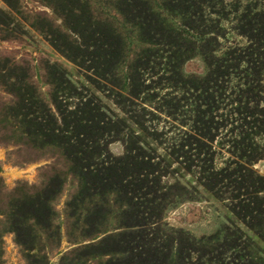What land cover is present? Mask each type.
Listing matches in <instances>:
<instances>
[{"label": "rangeland", "instance_id": "374dc122", "mask_svg": "<svg viewBox=\"0 0 264 264\" xmlns=\"http://www.w3.org/2000/svg\"><path fill=\"white\" fill-rule=\"evenodd\" d=\"M138 162L160 199L122 194ZM172 234L264 264V0H0V264H167Z\"/></svg>", "mask_w": 264, "mask_h": 264}, {"label": "trees", "instance_id": "16d2710c", "mask_svg": "<svg viewBox=\"0 0 264 264\" xmlns=\"http://www.w3.org/2000/svg\"><path fill=\"white\" fill-rule=\"evenodd\" d=\"M173 11H175V8H171ZM162 23H164L163 21H161ZM191 30H192V28H190L189 26H187L184 22H181V23H177V27H175L174 26V30H172L173 32H177L178 34H186V33H188V32H191ZM189 34V33H188ZM191 36H193V34H190ZM131 82V81H130ZM186 82V81H185ZM130 85H131V83H130ZM129 86V85H128ZM188 88H190V89H192V90H194V89H196V90H201V88H202V86L200 85V83L198 82V81H193V83H189V84H187L186 85ZM125 88H127V87H125ZM132 90V92L131 93H135V94H137L138 95V93H139V91L138 90H135V89H130L129 90V94H131L130 93V91ZM205 91L206 90H202V93L204 94L205 93ZM200 92V91H199ZM134 95V94H133ZM199 96H201L200 95V93H199ZM198 98H200V97H198ZM126 106V104H124V107ZM129 106H130V108H131V110L130 111H133V108L131 107V105L129 104ZM168 106V108L169 107H171V106H173V105H171V106H169V105H167ZM174 107V109L175 108H177L178 107V105H176V106H173ZM99 109V107H97V110ZM136 113H138V112H136L135 110H134V114L136 115ZM134 114H133V116H134ZM104 116H105V114H103V118H104ZM106 118H107V120H109V121H111L112 119L111 118H109V117H107L106 116ZM133 122H136V124L137 125H139V126H141L142 128H144L145 129V126H146V128H147V125H145V126H143L144 124H145V119L144 120H142L140 117H138V116H134V118H133V120H132ZM117 126V124H115L114 125V127H116ZM149 127V126H148ZM111 131V130H110ZM109 131V132H110ZM100 132V131H99ZM122 133V132H121ZM118 134V136L119 137H123V134ZM118 136H114L113 135V137H115V138H118ZM139 140V139H138ZM139 142H140V140H139ZM108 161L111 163L110 164V167L111 166H116V164L115 163H117V162H112L111 161V159H108ZM137 165H138V168L140 169L137 173L138 174H134V175H132V176H130L131 177V179L130 180H132V181H130L129 183H128V185H129V187H128V190L126 191V192H124V193H122V194H131V196H132V198L133 197H135V198H141L142 197V194H148V193H153V195H154V197L156 198V199H160V197H159V195L157 194V191H160L159 190V187H157L156 189H152V190H150V191H148V192H146V191H143V190H141L140 191V188H138V185L136 184V182L137 181H139V180H141V178H143L144 176H145V174H144V169L142 170V163L141 162H138L137 163ZM81 166H82V164H81ZM140 166H141V168H140ZM83 167H84V165H83ZM109 167V168H110ZM113 170H114V168L113 167H111ZM137 168V169H138ZM122 170H123V168H122ZM116 171V170H115ZM142 176V177H141ZM80 184H81V181H80ZM134 185V186H133ZM175 186L176 185H180V183H176V184H174ZM138 188V189H137ZM118 191V195H119V192H120V189H115V191L114 192H117ZM111 193H112V191H111ZM119 197V196H118ZM107 202H109V201H107ZM109 206V205H108ZM138 210V209H137ZM108 212H110V209L109 210H107V213ZM173 233H174V230H171ZM170 244H169V246L167 247V249H166V252H168V258H167V264H179V263H175L174 262V259H173V254H174V248H176V246L178 245V243H177V240H176V237L172 234V235H170ZM57 241H59V235H57ZM160 241H162V242H164L165 241V239L164 238H161L160 239ZM160 246H162L161 244H159ZM85 247L86 248H88V249H96V248H94L93 247V243H89V244H87V245H85ZM160 248V247H159ZM83 250H85V249H83ZM97 251V253L96 254H92V255H90L89 257H91L90 258V260H92V259H94V260H97L98 262H102V259L105 257V256H107V255H111L110 253H113L116 257L117 256H119V255H121V254H123L122 253V251H120V252H117V251H115V252H104V251H100V250H96ZM160 252H162V250H159ZM164 254H165V252H163ZM112 254V255H113ZM166 255V254H165ZM183 257L185 258V255H183ZM113 259V258H112ZM165 264V263H164Z\"/></svg>", "mask_w": 264, "mask_h": 264}]
</instances>
